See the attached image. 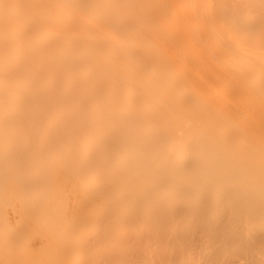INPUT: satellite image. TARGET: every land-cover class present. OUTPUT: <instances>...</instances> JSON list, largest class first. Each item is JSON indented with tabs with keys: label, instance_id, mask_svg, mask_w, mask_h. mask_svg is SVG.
<instances>
[{
	"label": "bare ground",
	"instance_id": "obj_1",
	"mask_svg": "<svg viewBox=\"0 0 264 264\" xmlns=\"http://www.w3.org/2000/svg\"><path fill=\"white\" fill-rule=\"evenodd\" d=\"M0 264H264V0H0Z\"/></svg>",
	"mask_w": 264,
	"mask_h": 264
}]
</instances>
